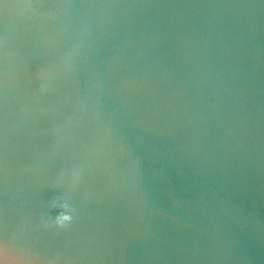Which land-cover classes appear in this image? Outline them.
<instances>
[{"label":"water","instance_id":"obj_1","mask_svg":"<svg viewBox=\"0 0 264 264\" xmlns=\"http://www.w3.org/2000/svg\"><path fill=\"white\" fill-rule=\"evenodd\" d=\"M0 264H264V0H0Z\"/></svg>","mask_w":264,"mask_h":264},{"label":"clouds","instance_id":"obj_2","mask_svg":"<svg viewBox=\"0 0 264 264\" xmlns=\"http://www.w3.org/2000/svg\"><path fill=\"white\" fill-rule=\"evenodd\" d=\"M64 219H68V217H65Z\"/></svg>","mask_w":264,"mask_h":264}]
</instances>
